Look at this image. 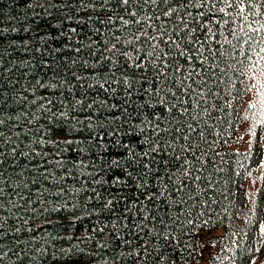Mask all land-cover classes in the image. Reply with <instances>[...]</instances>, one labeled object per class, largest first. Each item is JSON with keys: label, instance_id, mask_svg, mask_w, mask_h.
I'll return each mask as SVG.
<instances>
[{"label": "trees", "instance_id": "1", "mask_svg": "<svg viewBox=\"0 0 264 264\" xmlns=\"http://www.w3.org/2000/svg\"><path fill=\"white\" fill-rule=\"evenodd\" d=\"M254 19L0 0V264H264Z\"/></svg>", "mask_w": 264, "mask_h": 264}, {"label": "snow or ice", "instance_id": "2", "mask_svg": "<svg viewBox=\"0 0 264 264\" xmlns=\"http://www.w3.org/2000/svg\"><path fill=\"white\" fill-rule=\"evenodd\" d=\"M220 2L225 4L227 8L233 9L235 15L244 21H248L249 17L259 18L264 16V0H220ZM122 3L127 5L129 0H122ZM219 11L224 13L225 8L221 7ZM165 14L167 15V12ZM201 15L203 14L201 13ZM225 23H227V21H225ZM252 23L259 24V27L253 29ZM248 27L254 32H260L261 30H264V24H261L259 19H254L248 24ZM240 31H244V28L241 27ZM249 39H251V37H249ZM261 41H264V37H261V40L256 41V43L259 44ZM261 53H264V47L259 49V52L257 53L258 59H255L252 62L247 71L251 73V78L255 80V82L251 84V89L256 90V94L260 96L258 103L262 108H264V83H261V78H264V67H261V62H264V55H261ZM248 106L250 108H256L257 102L249 103ZM260 231L264 233V224L260 225ZM162 258L163 257L161 256L158 259Z\"/></svg>", "mask_w": 264, "mask_h": 264}, {"label": "rangeland", "instance_id": "3", "mask_svg": "<svg viewBox=\"0 0 264 264\" xmlns=\"http://www.w3.org/2000/svg\"><path fill=\"white\" fill-rule=\"evenodd\" d=\"M257 158L254 157L253 159L250 158V163H256ZM238 203L240 204L242 200L241 193L237 194ZM257 206L255 207L256 211V218L253 221V225L251 229L247 233V239H251L253 235L255 234V230L257 231L258 228H260L261 224H264V190H259L257 195ZM264 234V233H263ZM260 257V254L258 258Z\"/></svg>", "mask_w": 264, "mask_h": 264}]
</instances>
